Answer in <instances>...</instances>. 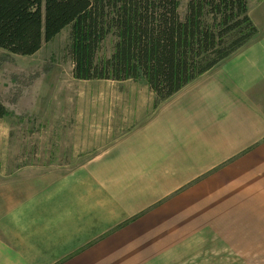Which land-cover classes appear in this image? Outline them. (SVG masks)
Returning a JSON list of instances; mask_svg holds the SVG:
<instances>
[{
    "label": "crops",
    "instance_id": "obj_1",
    "mask_svg": "<svg viewBox=\"0 0 264 264\" xmlns=\"http://www.w3.org/2000/svg\"><path fill=\"white\" fill-rule=\"evenodd\" d=\"M249 15L256 36L169 99L130 86L99 109L82 165L1 149L0 264H264V0Z\"/></svg>",
    "mask_w": 264,
    "mask_h": 264
},
{
    "label": "trees",
    "instance_id": "obj_2",
    "mask_svg": "<svg viewBox=\"0 0 264 264\" xmlns=\"http://www.w3.org/2000/svg\"><path fill=\"white\" fill-rule=\"evenodd\" d=\"M0 0V49L32 57L72 28L73 76L147 81L165 101L258 33L249 0ZM113 37L110 56L102 46ZM10 116L0 100V120Z\"/></svg>",
    "mask_w": 264,
    "mask_h": 264
},
{
    "label": "rangeland",
    "instance_id": "obj_3",
    "mask_svg": "<svg viewBox=\"0 0 264 264\" xmlns=\"http://www.w3.org/2000/svg\"><path fill=\"white\" fill-rule=\"evenodd\" d=\"M189 1L180 0L182 18ZM113 41L109 37L104 43L101 57L111 55ZM71 47L72 28L68 27L32 57L0 49V100L11 112L0 123V150L8 151L5 162L10 166L37 165L43 171L64 172L82 165L106 146L96 143L95 137H83L88 136L90 125L95 127L106 120L99 109L105 106L118 110L123 96L127 101V87L147 88L146 80L123 83L75 79ZM74 125L84 130L77 136L80 139L72 137Z\"/></svg>",
    "mask_w": 264,
    "mask_h": 264
}]
</instances>
